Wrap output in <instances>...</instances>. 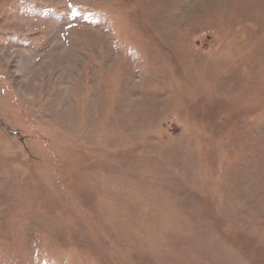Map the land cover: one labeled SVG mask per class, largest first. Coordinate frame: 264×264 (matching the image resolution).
<instances>
[{"label":"rangeland","instance_id":"1","mask_svg":"<svg viewBox=\"0 0 264 264\" xmlns=\"http://www.w3.org/2000/svg\"><path fill=\"white\" fill-rule=\"evenodd\" d=\"M0 264H264V0H0Z\"/></svg>","mask_w":264,"mask_h":264}]
</instances>
